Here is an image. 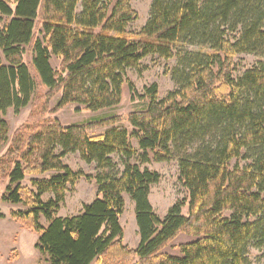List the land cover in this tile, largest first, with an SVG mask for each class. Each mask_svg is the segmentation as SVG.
I'll return each mask as SVG.
<instances>
[{"label":"trees","instance_id":"16d2710c","mask_svg":"<svg viewBox=\"0 0 264 264\" xmlns=\"http://www.w3.org/2000/svg\"><path fill=\"white\" fill-rule=\"evenodd\" d=\"M131 1L0 0V149L9 141L7 112L28 107L39 87L60 96L59 110L116 108L126 84L133 100L148 101L127 118L67 127L42 118L41 106L42 117L34 111L0 158V183L7 182L1 200L25 209L11 218L39 235L36 248L50 264H250L248 248L264 244V0H153L135 38L128 33L138 17ZM242 54L262 60L235 78ZM150 56L178 57L179 88L162 101L156 84L137 97L126 80ZM133 140L143 164L150 153L156 162L178 155L187 215L185 202L164 218L155 213L150 193L161 176L131 164ZM72 153L96 164L98 196L78 216L57 218L67 187L83 176L62 161ZM125 194L135 204V250L124 244ZM46 195L53 198L44 201ZM181 234L195 240L178 246L181 256L166 253Z\"/></svg>","mask_w":264,"mask_h":264},{"label":"rangeland","instance_id":"374dc122","mask_svg":"<svg viewBox=\"0 0 264 264\" xmlns=\"http://www.w3.org/2000/svg\"><path fill=\"white\" fill-rule=\"evenodd\" d=\"M153 0H132V9L137 13V20L128 28V33L132 38L137 37L145 27L151 17ZM82 10L81 5L78 6V13ZM40 26L38 25L36 35L40 37ZM189 51H203L199 47H188ZM206 51V50H204ZM24 60L32 66L33 52L31 47H26ZM262 59L255 54H242L237 56L234 61V77H241L246 71L257 66ZM51 64L54 69L58 70L60 60L53 57ZM178 66V57L170 61L160 59L158 56H150L141 63L140 70H128L126 80L132 83L136 89V95L143 96L146 90L153 85L158 86L159 100H165L169 94L178 90V84L173 80V71ZM59 95L50 96V92L45 87H39L31 104L19 113L9 110L5 116L10 134L9 141L0 149V158L7 152L10 142L16 131L29 121H32L34 111L39 115L42 114L39 108L43 105L46 110L43 114L44 119H56L64 126L87 125L95 123L99 120L110 117L127 118L130 113L141 111L148 104L147 100H133L132 93L128 85H124L121 104L113 109L102 110L98 112L86 111L77 105H69L61 110L57 109ZM121 125L129 128L128 122L123 121ZM96 131L92 133L96 134ZM133 146L138 151L136 157L131 160V164L140 165L142 170L148 169L156 172L161 176L158 184L151 187L150 202L155 213L164 218L169 210L178 202H185L183 209L185 215L188 214V192L180 181L179 157L174 154L170 160L165 162H156L154 154L150 153V162L143 164L139 156L141 152L138 148L136 140L132 141ZM64 165L68 166L73 172L81 173L83 176L73 186H68L66 191L65 202L60 206L56 213L57 218H68L78 216L82 213L85 205L91 204L98 196V186L95 176L98 173L96 164H87L82 160L79 153H72L62 159ZM113 161L117 164V168L123 171V162L118 156L113 157ZM240 167L245 166V161H238ZM236 165L233 163L232 167ZM7 182L0 183V264H50L48 258L39 253L36 248L39 235L23 228L18 222L11 218V211H25L22 206L7 204L1 200L5 192ZM26 185H29L26 183ZM52 195H46L43 200H50ZM125 210L121 217V224L124 226L125 241L130 244L131 248L136 246L139 235L135 230V204L130 196L125 194ZM231 213L224 216L229 217ZM3 216V217H1ZM44 227L48 226L47 221L42 218L40 220ZM137 239V240H134ZM194 237L181 234L165 251L173 256H181L178 246L193 242ZM128 247V246H127ZM129 248V247H128ZM248 261L250 264H264V244H251L248 248Z\"/></svg>","mask_w":264,"mask_h":264},{"label":"crops","instance_id":"0c3cea01","mask_svg":"<svg viewBox=\"0 0 264 264\" xmlns=\"http://www.w3.org/2000/svg\"><path fill=\"white\" fill-rule=\"evenodd\" d=\"M135 222H136V216H135ZM121 226H122L123 229H124L123 224H121ZM136 226H137V223H136ZM135 230L137 231V233H138V235H139L138 226H137V228L135 227ZM134 240H137V239H134ZM135 242H136V246L131 248L130 244L127 243V242L125 241V231H124V244H125L126 246H128L130 249L135 250V249H137L138 245L140 244V236H139V239H138L137 241H135Z\"/></svg>","mask_w":264,"mask_h":264}]
</instances>
